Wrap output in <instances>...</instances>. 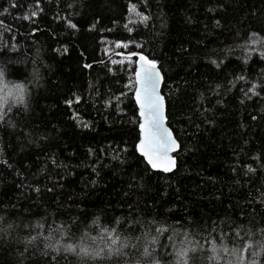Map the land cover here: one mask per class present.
<instances>
[{"label":"trees","instance_id":"1","mask_svg":"<svg viewBox=\"0 0 264 264\" xmlns=\"http://www.w3.org/2000/svg\"><path fill=\"white\" fill-rule=\"evenodd\" d=\"M11 3L0 0V13L9 9L0 19L13 30L0 27V39L10 45L0 48L4 258L50 264L41 255L48 252L57 255L55 264H144V245L168 255L182 241L203 244L201 236L229 232V224L253 232L264 227V0ZM31 11L37 16L22 19ZM141 15L149 19L142 22ZM106 42L123 46L107 53ZM141 51L158 61L167 123L180 148L174 171L149 169L132 181L131 173L144 167L134 150L138 109L130 84ZM212 60L223 63L217 68ZM253 81L259 95L248 99ZM16 85L23 86V102L7 95ZM37 185L39 192L32 190ZM106 230L127 244L124 256L64 251L83 244L106 253Z\"/></svg>","mask_w":264,"mask_h":264},{"label":"snow or ice","instance_id":"2","mask_svg":"<svg viewBox=\"0 0 264 264\" xmlns=\"http://www.w3.org/2000/svg\"><path fill=\"white\" fill-rule=\"evenodd\" d=\"M40 0H36V4L39 5ZM17 4L15 0H12L11 7L15 8ZM29 8L31 5L28 6ZM9 9L4 8L3 13L0 15L8 14ZM37 16V11H31L30 15L26 12L22 19L29 20L32 17ZM19 19V17H17ZM56 19L65 20L67 26L71 29H76L77 24L73 23L71 18L63 17L60 15L56 16ZM149 19L147 16L141 15V20L146 21ZM219 22H217L218 24ZM94 27V25H92ZM0 27L7 29L8 32H12V28L5 24L3 19H0ZM132 31L131 28L128 29ZM33 32H36L37 29L33 28ZM4 35L3 32H0V38ZM15 34H13V39ZM251 44L255 45L256 41L252 40ZM126 46V45H125ZM10 45L2 42L0 39V48H8ZM67 49H65L66 51ZM257 51L255 47L245 48V52L249 55L251 52ZM131 55V54H130ZM139 57L138 66L134 72V81H130L132 84V90L134 91L135 103L138 106V119L135 123L138 125L139 134L137 142L134 144V150L136 153H139L141 163L144 165L143 168L138 169L137 171L131 173L130 180L136 181V177L140 176L142 172L150 170H163L164 172H169L175 168V157L171 156L170 153L174 148L179 147L177 140L174 138L172 131L166 126L165 121L167 116L165 115V97L161 94L160 84L163 81L164 77L161 74V70L156 59H150L147 55H144L141 51L136 53ZM259 55L264 59V50L259 51ZM217 68L221 67L222 61L212 60ZM85 68L91 67V65L85 64ZM5 69L0 67V77H3ZM236 79L244 80L245 77L240 75ZM219 84L216 85V88H220ZM257 83L253 81L251 87L247 89V92L244 93L245 97L251 99L249 93L252 96L259 95L256 92ZM99 94V93H97ZM8 96H13L18 102H23L24 100V89L22 85L14 86V89L10 88L7 91ZM123 95V93H121ZM76 101H80V96H76ZM65 103L71 105V100H66ZM107 103V102H106ZM75 117V113L73 114ZM84 127L89 125L85 124ZM122 152H126L127 149H122ZM89 155L93 154V150H88ZM142 158V159H141ZM113 159L123 163V159L120 156H114ZM7 163V161H4ZM53 164H56V161L52 160ZM61 167V165H57ZM64 168H67V165H63ZM44 169H41L43 171ZM95 171V168H93ZM248 171H254L250 166ZM62 179V177H61ZM140 186L138 182L136 184H130L129 187H138ZM35 192L40 191V187L37 185L32 189ZM47 191H53L52 188L47 189ZM3 203V201H0ZM229 232H224L221 230L220 235H214L209 233L207 239L204 236H201V240H204L203 244L195 243L192 240H185L180 243L179 247L173 245L175 251L171 254L165 255L162 252H153L150 249V246L144 245L143 247V256L148 259L144 261V264H264V227H261L258 232H253L251 229L234 224L228 225ZM159 231V230H157ZM231 233V234H230ZM187 236L188 234L185 233ZM106 236L108 239L105 241L107 245V252L105 249H93L86 247L83 244L77 246L74 244H69L66 246L64 251L75 253L78 257H102V255L107 254L112 256L113 254L117 256H124L125 252L123 249L127 248V244L120 240V237L115 234V231H107ZM171 239V238H170ZM29 240H35V237L29 236ZM153 243H155V237H152ZM129 242H132L129 238ZM59 243V241H57ZM45 249L51 247L56 254H59L61 251L59 248H56L55 245H45ZM132 247L139 250L140 245L132 242ZM28 249L24 253H20V257H26ZM242 253H247V255H242ZM43 257L50 258V264H55L57 260V255H51L48 252H42ZM0 264H12V262L2 254H0ZM36 264H39L37 261ZM119 264V262H117Z\"/></svg>","mask_w":264,"mask_h":264},{"label":"water","instance_id":"3","mask_svg":"<svg viewBox=\"0 0 264 264\" xmlns=\"http://www.w3.org/2000/svg\"><path fill=\"white\" fill-rule=\"evenodd\" d=\"M138 60H139V57H137V59H136L134 72H135L136 67L138 66V63H137ZM157 67H158V66H157ZM161 74H162V72H161ZM162 76H163V74H162ZM163 77H164V76H163ZM163 83H164V79H163V81H162L161 84H160V91H161V94L164 96V94H163V92H162ZM133 97H134V91H133ZM164 97H165V96H164ZM134 100H135V99H134ZM137 109H138V106H137ZM165 115L167 116V102H166V98H165ZM165 123H166V126L172 131V134H173L174 138L177 140V144L179 145V147L174 148V150L170 153L171 156H174V157H175V153L178 152V150H179V148H180V144H179V141H178V139H177V137H176L174 131L169 127V125H168V123H167V120L165 121ZM175 168H176V166H175ZM175 168H173V169H172L171 171H169V172H164L163 170H156V171H161V172H164V173H170V172L174 171Z\"/></svg>","mask_w":264,"mask_h":264},{"label":"rangeland","instance_id":"4","mask_svg":"<svg viewBox=\"0 0 264 264\" xmlns=\"http://www.w3.org/2000/svg\"><path fill=\"white\" fill-rule=\"evenodd\" d=\"M121 46H123V44L121 42H114V43H111V42H106L104 47H105V51L107 53H111V52H114L116 51L118 48H120ZM129 62V61H127Z\"/></svg>","mask_w":264,"mask_h":264}]
</instances>
